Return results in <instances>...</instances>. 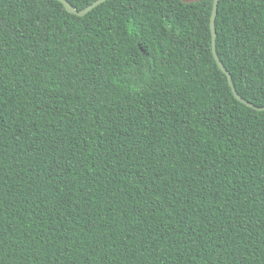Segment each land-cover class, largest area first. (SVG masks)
Returning a JSON list of instances; mask_svg holds the SVG:
<instances>
[{
	"label": "trees",
	"instance_id": "1",
	"mask_svg": "<svg viewBox=\"0 0 264 264\" xmlns=\"http://www.w3.org/2000/svg\"><path fill=\"white\" fill-rule=\"evenodd\" d=\"M212 6L0 0V264H264V111ZM214 26L263 107L264 0Z\"/></svg>",
	"mask_w": 264,
	"mask_h": 264
},
{
	"label": "water",
	"instance_id": "2",
	"mask_svg": "<svg viewBox=\"0 0 264 264\" xmlns=\"http://www.w3.org/2000/svg\"><path fill=\"white\" fill-rule=\"evenodd\" d=\"M55 1L61 3L68 13L75 15V16H78V17H83L87 13H89L91 10H93L94 8H96L97 6H99L100 4H102L108 0H96L92 4H90L89 6L85 7L84 9H82L80 11H77L76 9H74L66 0H55ZM182 1L185 4H190V3H195V2L201 1V0H182ZM218 2H219V0H213L212 13H211V18H210L211 44H212L213 58L216 62L217 67L219 68V70L226 76L228 85L231 89V92H232L234 98L237 101H239L240 103H242L243 105L247 106L248 108L254 109L256 111H264V106L263 107H256L238 95V93L236 92L235 87L232 83L229 72L226 70V68L224 67L222 62L219 60V57L217 55L216 48H215L216 30H215V26H214Z\"/></svg>",
	"mask_w": 264,
	"mask_h": 264
}]
</instances>
